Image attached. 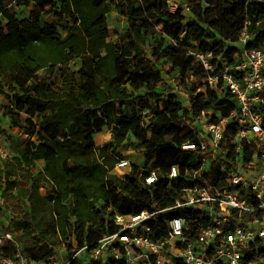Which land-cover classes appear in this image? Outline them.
Listing matches in <instances>:
<instances>
[{"label":"trees","instance_id":"16d2710c","mask_svg":"<svg viewBox=\"0 0 264 264\" xmlns=\"http://www.w3.org/2000/svg\"><path fill=\"white\" fill-rule=\"evenodd\" d=\"M169 1L0 0V91L12 93L6 116L25 136L12 151L28 172V185L17 199L33 205L40 198L51 207L50 215L38 216L31 209L14 223L33 260H47L62 248L70 257L83 248L91 253L119 230L109 220L111 208L137 215L173 207L181 190L192 184L185 179L187 170L197 168L194 153L182 148L197 140L194 123L230 117L235 110L230 95L209 86L208 73L193 53L234 57L244 32L253 38L249 48L264 46V0H180L192 14L186 24L183 6L171 12ZM22 5L29 15L19 19L13 8ZM113 10L128 23L116 41L110 39ZM49 15L55 20L44 22ZM167 61L168 73L176 74L187 91L189 108L174 95L158 93ZM197 81H204L199 88L192 86ZM200 89L204 92L198 94ZM123 107L134 111L127 115ZM105 127L113 140L96 147L94 137ZM236 133L230 124L229 147ZM130 139L142 150L144 166L134 165L121 179L112 170ZM38 162L56 185L45 196ZM173 166L181 168L182 177L171 185ZM151 171L159 182L147 185L140 177ZM14 191L15 184L7 183V192ZM198 214L185 208L158 213L149 222L153 237L166 236V220L185 216L194 223ZM108 264L128 263L111 259Z\"/></svg>","mask_w":264,"mask_h":264},{"label":"built area","instance_id":"2783aa9c","mask_svg":"<svg viewBox=\"0 0 264 264\" xmlns=\"http://www.w3.org/2000/svg\"><path fill=\"white\" fill-rule=\"evenodd\" d=\"M177 1L180 0L169 1L171 12L178 9ZM252 39L244 32L239 42L240 50L231 58L193 53L208 73L209 86L230 95L236 104L235 110L230 117L214 120L207 117L194 123L197 140L185 143L182 148L194 153L197 168L187 170L185 179L192 184L181 190L175 205L162 211L145 210L137 215H122L111 208L109 220L119 230L103 238L89 253L88 261L102 264H108L111 259H125L128 264H264V46L249 48ZM232 123L237 133L234 145L229 147L227 134ZM9 157V149L0 147V162ZM41 164L38 162L36 169ZM133 166L129 158L123 157L112 173L125 179ZM181 177V168L173 166L168 176L171 185ZM140 178L147 185L159 182L155 171ZM214 178L219 184L214 183ZM47 186L46 194L56 188L50 179ZM2 192L0 264H72L75 260L86 263L81 255L87 248L62 260L55 257L33 260L23 248L21 232L6 220V198ZM181 208L198 212L199 219L191 223L185 216H174L165 222L166 236L155 239L149 222L160 212ZM6 250H14L13 256H5ZM60 251L65 249L56 250V255Z\"/></svg>","mask_w":264,"mask_h":264},{"label":"rangeland","instance_id":"374dc122","mask_svg":"<svg viewBox=\"0 0 264 264\" xmlns=\"http://www.w3.org/2000/svg\"><path fill=\"white\" fill-rule=\"evenodd\" d=\"M179 6H183V14H182V22L186 24L190 18H192L191 12L187 9V4L183 1H177ZM15 14L19 19H24L29 15V9L22 5L13 8ZM109 25H110V35L111 40L116 41L118 40L119 36H121L128 27V23L126 19L121 17L115 10H113L109 14ZM55 20L54 16L49 15L43 18L44 22H53ZM208 30L215 34L213 30V26L209 25ZM217 37V36H216ZM218 41H220L219 37H217ZM226 46H229L228 44ZM171 48L168 46V53L171 54ZM170 59V58H169ZM168 60V59H167ZM78 65V62L76 63ZM170 68V63L168 61L163 65V74L164 79L163 82L158 87L159 94L167 95H174L178 99V101L189 108V98L187 91L181 87L180 81L177 79L176 74L168 73V69ZM204 81H197L193 82L192 86L200 87ZM204 92V89H200L198 94ZM144 95L145 92H142ZM10 95L12 93L5 89L4 91H0V147L4 149H9L10 157L8 160L0 162V193L6 191V211L4 215L8 223L11 222L13 228L15 229V225L17 222H20L26 212H30L31 209L36 212L39 216L50 215L51 207L49 203L44 202L40 198H35L33 201V205L28 201L26 202L24 199H17L20 192L28 185V172L21 167L18 163L15 153L12 152L17 140L24 139L25 136L21 134V132L13 127L9 117L6 116L7 108L10 106ZM122 110L125 114L130 115L134 110L132 107H123ZM95 144L96 147H103L109 144L113 140V135L111 130L108 127L104 128V131L101 134L95 135ZM139 146L134 143L132 139L126 142L123 145V148L119 151L123 157L129 158L134 165L144 166V155L142 154V150L138 148ZM45 165L41 164L40 170L41 175H39V179L41 180V185L43 189H40L41 195L45 196L46 190H48L47 183L49 179L47 176L43 175ZM38 171V170H37ZM36 171V172H37ZM34 172V175L37 176L38 174ZM7 183H13L17 187V191L7 192ZM2 192V193H3ZM15 223V225H14ZM65 251H60L59 255L57 254L55 257L56 259H66L67 255L69 254V250L67 248H63ZM81 257L87 262L90 259V254L84 252Z\"/></svg>","mask_w":264,"mask_h":264}]
</instances>
